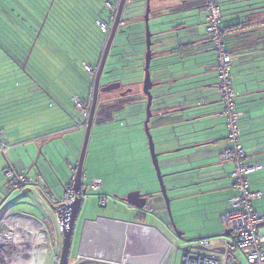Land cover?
<instances>
[{
  "label": "crops",
  "instance_id": "crops-1",
  "mask_svg": "<svg viewBox=\"0 0 264 264\" xmlns=\"http://www.w3.org/2000/svg\"><path fill=\"white\" fill-rule=\"evenodd\" d=\"M259 6L263 5L260 4ZM252 17V26L245 30L232 32L231 35L234 33L235 35H233L234 39H230V41L235 46L232 47L234 52V87L238 95V107L243 113L241 119L243 145L250 155L251 161L263 166L262 169L251 173L249 178L252 188L256 191L262 192V197L256 201V209L259 213L264 215V9H259V11H257ZM199 39L195 36H191L189 38H184L182 41ZM209 49H211V45L200 43L196 48V51L199 52L198 54L190 55V53L185 52L182 53V55H189V57L179 58V90H186L190 88V86L199 88L202 91L201 93H203L204 98L202 101L204 103L218 101L217 96H215L214 88V84L216 83L215 57L213 54L206 52ZM164 55L166 54H162L161 56ZM183 69L186 70L183 71ZM2 74L4 73L0 71V76H2ZM187 76L190 77L187 78ZM16 81H18L16 83L18 90H8V88L5 91H2V89L0 90L1 139L9 145L5 154L0 153V217L11 212L17 203H21L25 206L28 204L30 208L38 210L39 216L31 212L23 213L36 217L43 222L48 229H50V227H52V224L50 223L51 218L53 217L57 221L54 209L56 205L51 203L45 197L43 191L48 195L53 194V196L60 199L65 194L66 185L73 179L74 173L71 170V166H77L81 151L78 153L76 152V145L69 144L66 141L63 132L67 129H71L70 125L74 117H72L73 115L70 111L66 110L67 108L64 109L59 105L57 107L52 106L55 102L50 96L44 95V93L39 91H25L23 82L19 79ZM190 83H192V85H190ZM175 84L176 81L170 80L161 87H165L163 90L165 89V93L168 94L173 91ZM20 87L22 89H20ZM9 91L12 92L8 95ZM181 101L182 100L179 99V103ZM165 102V104H171L173 100L172 98L169 100L167 98ZM10 103L16 106L11 107L9 105ZM191 104L192 103L190 102L187 104L183 103V106L187 107ZM215 104L216 103L208 104L206 107L194 112L179 113V120L192 118L201 113L210 112L213 114V117H208L200 123H198V121L195 122L198 128L214 127L215 129L213 134L208 138H202V140H212L225 137L226 141L219 142L215 145L216 152L214 153L213 158L194 164H187L182 161V165L179 164V170L182 174H197V167L222 162L219 166L206 169V171L209 172L206 173V178H209V180L211 179L209 182H204L206 179L204 176H202V181L197 180L198 182L196 183L194 181L192 182L193 185L206 184L209 192L213 191L218 194L225 193V205L217 207L215 212H212L221 213L222 215L229 209V200L235 195L236 191L233 189L232 179L229 177L230 172L234 169V164L222 161V154L227 148H229L230 142L228 140L224 118L218 116L217 113L219 111H214L213 109V105ZM29 110L36 111V113L29 112L31 114L30 123L24 124L23 120L19 118V114L22 111L24 113ZM110 114L111 116L103 121L96 118L95 123L101 126L118 122L120 120L114 116L113 111L110 112ZM40 121L46 126L52 124L53 126L51 127H54V131L45 127L48 131L53 132L43 134L42 130L45 128L39 130L40 125H38V122ZM78 122L82 123V121ZM159 126L158 123V127ZM181 132L182 130L179 129V134ZM31 133H36V137L40 134L42 135L41 137H38L43 141L41 145L38 144V139H30ZM166 135L168 136L167 139L164 137L165 134H163L162 137V144L165 146L169 144L167 141H172L169 137L170 134L167 133ZM44 137L45 139H43ZM48 138H50V140ZM144 140V136L135 140L136 142L143 143L141 146L143 155H145L146 152ZM187 143V140L180 138L179 148L185 147ZM57 147L60 148V154L55 153V148ZM39 149L48 156L50 159L49 163L45 160L44 156H39ZM170 149L173 148L168 145L166 150H162L161 152L166 153L170 151ZM113 157V155L105 156L104 153L101 154V164L105 169L112 166L110 163L111 160L109 159ZM123 160L126 159L116 160L118 162L114 161L120 164ZM227 163L233 165L231 171L228 169L229 172H226L227 165H224ZM144 164L148 165V160H145ZM84 166L87 169L86 172L89 176H98L97 178L103 181V187L99 196L110 197V195H112L114 200L108 201L107 206H105L109 207V205H111L112 207L109 210L107 208L104 211H100L96 216H93L92 214L87 216L82 213L84 218L80 220L81 218L79 216L85 203L84 200L75 224L70 253V264H74L82 259H95L100 261H103V259L105 261V259H107L106 261L116 263L133 262L136 264H168L163 261L170 251V243L173 241L172 234H174L171 231L168 222H165L161 218L162 222L170 230L167 235L163 233L154 222L148 221V209H137L120 199L125 198L127 193L129 194L133 191H140L145 195H152V193L156 191L153 190L155 189L153 180H147L142 186H140L141 184L135 186L134 183V181L141 176H150L152 179L150 163L147 172L144 173L140 167L139 173L134 174H129L125 167L123 168V172H118L114 170L113 167V169L110 168L111 170L107 173H99L93 171L92 168L89 167V159L84 163ZM7 167H12L15 170H26L29 173V177L35 181V183L30 186L32 189L27 187L26 189L19 191L20 194L16 195L15 198L12 197L13 192L8 193L4 191L3 187L8 181L4 174V170ZM125 173L127 174L125 175ZM224 176L228 178L227 181H222L225 179ZM110 178H112V180H110ZM104 179L106 180L107 185H110L112 182L115 185L104 188ZM38 180H43L44 186H36V181ZM145 184L149 188L146 192L142 190L145 189ZM207 192V190L198 189L197 191L195 189L192 197H197L200 193ZM16 193H18V191H15L14 194ZM148 199L150 200L152 197L149 196ZM222 209L224 210L220 212ZM119 210L123 212L122 215ZM117 215H120L121 217L119 218ZM197 231H201L203 235H208L202 236L203 238L224 234V232L220 233L219 222L206 223ZM61 246L56 249L57 253H60Z\"/></svg>",
  "mask_w": 264,
  "mask_h": 264
},
{
  "label": "rangeland",
  "instance_id": "rangeland-1",
  "mask_svg": "<svg viewBox=\"0 0 264 264\" xmlns=\"http://www.w3.org/2000/svg\"><path fill=\"white\" fill-rule=\"evenodd\" d=\"M223 2L225 6V11L227 14V19H229L232 14L236 11H240L243 7L244 3L243 0H220ZM160 3L156 0H153L151 3L152 9L158 8ZM147 11V0H131L127 1L126 7L124 10L122 24L118 30L117 37L114 42V48L109 56L106 69L112 72H116L117 78L119 81L123 83H136L131 88L132 91L127 90V93L122 95L118 93L119 91L112 93L111 96L115 101L120 100V104L124 106L121 107L122 110L113 111L114 116L120 119L118 122H113L108 125H98L94 123L91 138L89 141L87 154H86V161L89 159V167L92 168L93 171L99 173H107L110 168L118 171L123 172V168L125 167L129 174L139 173L140 167L142 171L147 172V168L149 169L150 163V171L152 173V179L150 176H141L139 179L135 180V186L137 184L146 183L147 180H153L154 188L156 190L150 197L148 207L152 210L149 212V219L148 221L154 222L157 227L165 234H169V228L162 222L161 218L166 222L170 223V217L167 211V204L166 200L161 192V185L157 177V173L155 171V167L153 165V160L151 156L149 140L145 131V121L147 118V97L143 91V81H144V63H145V54L147 51V34H146V23L144 21V16ZM165 13V10L163 11ZM176 17L170 15V13H162L154 14L151 12L150 14V30L153 34L152 41L154 46H152L153 52H160L163 50H168L173 48L179 44L184 38L187 33L193 31L196 38L202 39L203 37L207 38L206 35V26L204 24L205 21V11L204 10H195L193 14L188 18L179 21L178 26L184 27L189 26L188 30L180 31V39L176 37V33L172 30L174 29L173 23L170 21L171 18ZM192 26V28H191ZM179 35V33H178ZM125 46L122 47V45ZM209 43V42H208ZM212 44V43H211ZM125 49V51L123 50ZM115 52H120V55L116 56ZM213 54V52H209ZM159 59V60H158ZM162 62H171L173 61L172 55H166L162 57L155 58L152 61L151 72H152V79L155 81L160 74V66L157 65ZM167 76L168 78L171 77L173 74V66L168 63L167 65ZM179 68V64L175 67ZM0 71L3 72L2 76H0V90L5 91L7 88L8 90H18V86L16 83L18 79L22 78L23 74L19 70H17L16 66L13 65L12 61L0 50ZM15 72V73H14ZM106 78L103 77V81ZM93 80V79H92ZM21 81V80H20ZM26 82V81H25ZM89 83L86 85L82 84L81 89L77 91L78 94L81 96H88L90 94ZM138 85V86H137ZM161 85H157L152 89V94L154 96L152 110L153 112H158V108L160 106L167 105L165 104L167 98H164L165 95V87H161ZM34 85H28L24 83L25 91H38ZM20 89H22L20 87ZM92 90V88H91ZM12 91L8 92V95ZM60 94H55L60 101L62 100L65 107L68 111L73 115V121L70 125L71 129L65 130L63 135L65 136L66 141L69 144L76 145V152H80L83 147L84 139H85V131L86 127L76 128L78 121H85L86 117L79 113L76 110L71 98V94L68 92L60 91ZM216 96V95H215ZM126 99V100H123ZM169 100V97H168ZM124 101L125 103H122ZM55 104L52 106L57 107L58 103L54 100ZM11 107L16 105L10 103ZM25 109V108H24ZM29 112H35L33 110L25 111L23 113L20 112L19 118H21L24 124L30 123L31 114ZM15 113V112H13ZM23 113V114H22ZM179 118V111L174 112ZM157 114V113H156ZM171 115V114H170ZM173 116L170 117L172 119ZM78 120V121H77ZM158 123L161 126L158 127ZM40 125L39 130L43 128H47L49 130L54 131V127L52 124H48V126L44 125L42 121L38 122ZM37 125V126H38ZM44 125V126H43ZM50 127V128H49ZM151 127V134L153 136V140L155 143L156 152L159 154V162L162 169V173L165 174V185L168 190V197L170 199V207L172 212L173 221L176 224L179 231L184 233V239H195L197 237L208 236L203 235L201 231H197L200 227L204 226L206 223L210 222H219L220 226V233L225 232V225L221 219V213H212L215 212L217 207H222L226 203L225 193H217V192H209L207 189L208 186L206 184L200 185H193V181L196 183L198 181H202V176H197V174H182L179 170V164L182 165V161L187 164H194L199 163L200 161H194L193 158L189 157L190 150H182L176 151L179 149V129L182 130V124L177 122L174 125L169 124L168 119H160L157 115H153L150 121ZM43 129V134H47L48 129ZM140 130V131H139ZM227 130V128H226ZM169 132H175V137L171 141H167V146L170 145L171 148L168 152H161L162 150H166L165 145L162 144L163 141V134H165V139L168 138L166 135ZM9 133V131H8ZM228 134V132H227ZM42 135H38L41 137ZM145 137V146L146 152L143 155V151L141 146L143 143L136 142L140 137ZM30 139H38V144H42V140L36 137V133H31ZM170 137V135H169ZM162 138V139H161ZM45 139V137L43 138ZM50 140V138H48ZM3 140V139H2ZM4 141V140H3ZM35 141V140H34ZM147 141V142H146ZM40 152V149L39 151ZM106 155H113V158L109 160L111 165L110 168L105 169V167L101 164V154ZM135 157V160H134ZM122 160L120 164L116 163V160ZM116 162H115V161ZM145 160H148V165L144 164ZM150 161V162H149ZM193 161V162H190ZM227 165L226 172H229L228 169L231 171L233 165L231 163L224 164ZM8 166V165H7ZM84 173L88 177V182H91L94 178L93 176H89L86 172V168L84 166ZM224 173V172H223ZM123 174V173H120ZM127 173H125L126 175ZM143 175V174H142ZM225 175V174H224ZM226 176V175H225ZM223 179L222 181H227L228 178ZM103 177V176H100ZM112 180V178H110ZM198 180V181H197ZM115 185L113 182L110 185H107L106 180L104 179V188L107 186ZM149 186V185H148ZM103 187V186H102ZM101 187V189H102ZM32 189V187H29ZM145 189H142L144 192L149 188L144 185ZM4 191L5 188L3 187ZM101 189L98 192H89V195L84 199L85 203L82 208V212L80 214V220L84 218L83 215H93L96 216L100 211H104L108 208V210L112 207H102L100 196ZM195 189L199 190H207V193H200L197 197H192ZM140 190V189H139ZM151 190V189H150ZM15 191L18 193L14 194ZM12 191V197L15 198L16 195H19L22 191L20 189ZM149 192V191H148ZM11 195V194H10ZM14 195V196H13ZM128 195V193H127ZM108 201H113L112 195L107 197ZM11 200V199H9ZM207 209V210H206ZM107 210V211H108ZM224 209L220 210L223 211ZM122 215V211L119 210ZM11 212H31L35 213V215L39 216L38 210L30 208L28 204L22 205L21 203H17ZM32 216V215H31ZM214 216V217H211ZM117 217H121L117 215ZM52 227H50V234H51V243L52 246H56L59 248L62 243V234L59 230L57 221L52 217L51 222ZM154 224V225H155ZM171 234V233H170ZM205 234V233H204ZM173 235V243L175 245V249L171 252V258L167 262L168 264H182L184 251L183 248L189 245L197 246L199 245L200 240L187 243L184 239L177 238L174 234ZM215 240V238H212ZM46 264H54V260L52 255H48V260Z\"/></svg>",
  "mask_w": 264,
  "mask_h": 264
},
{
  "label": "built area",
  "instance_id": "built-area-1",
  "mask_svg": "<svg viewBox=\"0 0 264 264\" xmlns=\"http://www.w3.org/2000/svg\"><path fill=\"white\" fill-rule=\"evenodd\" d=\"M204 2L206 33L214 43L217 52L216 88L221 102V109L217 115L225 120L230 142L229 148L222 154V161L234 164L229 177L232 179V187L236 192L229 200V209L221 215L222 222L230 234L215 237V240L201 239L199 245L192 246L185 251L182 264H264V215L256 209V201L262 197V192L252 188L249 178L251 173L262 169L263 166L251 161L243 145L241 126L243 113L238 107V95L234 88L232 57L223 43L221 27L223 6L220 0H204ZM116 13H112L113 17ZM98 23L104 32H109L113 25L112 22L109 27L103 20H99ZM85 69L87 74L94 79L97 69L88 64H85ZM71 100L76 110L86 117L85 121L77 123L76 128L86 127L90 115L89 100L79 95H73ZM1 136L2 132H0V153L5 154L9 145L1 139ZM71 170L74 173L73 179L66 185L62 198H56L53 194L48 195L43 191L45 197L56 206L70 204L81 197L85 199L89 192H98L103 186V181L99 178L88 182V177L83 172V185L78 191L74 181L77 166H71ZM4 174L8 179L4 186L8 193L18 189L24 190L35 183L24 169L15 170L7 167ZM39 185L44 186V181H36V186ZM100 201L102 207L107 205V197L100 196ZM59 215L55 211L62 234L63 228ZM174 247V243H170L168 255ZM56 249L55 244L52 246L48 227L36 217L22 212H8L0 217V264H37L39 258H42L40 264H46L49 254L52 255L54 264H59L61 251L57 253ZM106 262L108 264H136ZM163 262L165 263V260Z\"/></svg>",
  "mask_w": 264,
  "mask_h": 264
},
{
  "label": "trees",
  "instance_id": "trees-1",
  "mask_svg": "<svg viewBox=\"0 0 264 264\" xmlns=\"http://www.w3.org/2000/svg\"><path fill=\"white\" fill-rule=\"evenodd\" d=\"M119 2L120 0H0V50L13 62L17 70L22 72L23 76L19 80L23 82V85L27 82L28 85L36 86L35 88L39 92L50 96L64 109L66 107L63 101H60L55 95L60 94V91L68 92L71 96H81L77 91L79 88L81 89L82 84L86 85V83H89L90 94L86 97H81L90 100L94 79L92 80L87 74L85 64L92 66L94 69L98 68L109 33L102 30L98 21L103 20L110 27L115 20L112 13L117 12L116 8L118 9ZM252 2L253 8L256 9L249 13L248 19L241 17L238 13L239 11L234 12L227 19L226 16H230V14L226 13L225 6L221 2L223 6L221 24L223 43L232 57V73L234 54L232 47L235 46L230 39H234L233 35L235 33L232 35L231 33L251 27L252 16L259 9H264V0H254ZM260 4L263 6H259ZM242 9H246V6H243ZM45 18V25L37 37ZM192 32L187 33L185 38L191 37L194 34ZM200 43L211 45V49L206 52L212 51L215 57L216 83L214 88L215 95L220 101L216 88L218 77L217 52L214 43L207 35V38L181 41L179 42V47L175 46L168 50L157 52L159 54L163 52V54L172 55L173 58V61L168 62L173 66V74L170 78H168L166 73L168 63L160 60V63L157 64L160 66V74L157 79L163 80V85L170 80L176 81L173 91L162 95L164 98H172L173 102L165 105L171 107L170 109L177 106L184 107L183 103H188L182 99H180L182 101L179 103V68L175 67L179 64L181 58L189 57V55L183 56L182 53L198 54L199 52L196 51V48ZM124 46L125 42L122 47ZM32 47L33 50L28 58ZM123 50L125 51V49ZM159 54L158 57H162ZM115 55H120V52H115ZM185 70L183 69V71ZM111 73L114 74L113 78H117L116 72L111 71ZM189 77L187 76V78ZM123 84L127 87H132L136 83ZM117 103H120V100H117ZM122 103L125 102L122 101ZM124 105H120V108L117 109L122 110L121 107ZM165 109H168V113L172 112L169 108ZM158 110V112L154 111L153 113L160 119H168L169 124L172 125L179 122L175 120L177 117L170 119L169 116L168 118V113L166 116L160 117L161 108H158ZM159 125L161 126V124ZM169 134L173 140L175 132H169Z\"/></svg>",
  "mask_w": 264,
  "mask_h": 264
},
{
  "label": "water",
  "instance_id": "water-1",
  "mask_svg": "<svg viewBox=\"0 0 264 264\" xmlns=\"http://www.w3.org/2000/svg\"><path fill=\"white\" fill-rule=\"evenodd\" d=\"M252 1L254 0H243V3H244L243 6H246V9H242L238 12L241 15V17L248 19L249 13L251 11H254V9H256V8H253ZM126 3H127V0H120L119 2L115 20L113 22L111 30L108 33V38H107L105 47L102 52L101 60L97 68V73L93 80V89H92V94L90 98L91 99V111H90V115L87 121L85 139H84L83 147L80 153L79 161L77 164V171H76V175L74 179L75 187H76V190L78 191L82 188V185H83L82 174L84 172V163H85L89 141L91 138L92 128L95 123L100 92L109 93V92H112L113 90L120 88L123 85L121 81H117L114 83H110L108 85L101 86V82H102L103 75L105 73L106 65H107L111 50L114 46V42L117 37L118 30L122 24V18H123L124 10L126 7ZM195 5L196 6H194L192 11L201 10V9L204 10L205 2L204 0H202V2H199ZM152 10L153 9L151 7V0H147V11L144 16V21L146 23V34H147V37H146L147 38V51L145 54L144 81H143V91L147 97V118H146L144 125H145V131H146V134L149 140V146H150L151 156L153 160V165L155 167V171L157 173V177L161 185V192L166 200L167 211L170 217V223L172 227L175 229L174 235L179 239H184V233L178 230L176 224L173 221L171 207H170V199L168 197V190H167V187L164 181L166 175L162 173V169H161L160 162H159V154L156 152L155 143L153 140V136L151 134V127H150V121L154 115L153 110H152V104H153V99H154V96L152 94V89L155 86L159 85L153 81L152 72H151L152 61L155 58V53L152 50V46H154V43L152 41L153 34L150 30V25H149L150 14ZM186 12H188V10H184L180 12L179 17L176 16V17L171 18L170 20L174 24L173 25L174 29L172 31L177 34L176 37H179V39H180V31L189 29V26L178 28L179 21L188 19L192 15V14L187 15ZM170 15L174 16V14L172 13ZM45 22H46V18L44 19L42 23V26L39 30L37 37L41 33V30L43 29ZM177 47H179V44L177 45ZM32 50H33V47L31 48L29 52L28 58ZM190 84L192 85V83ZM129 91H132V89L130 88ZM201 92L202 91L196 87H190L186 90H179V99H182L184 102H190L192 104L187 107H179V109L174 110V112H177V111H179V113L194 112V111H197L198 109L206 107L208 104H214V103L220 102L218 100V101H213L210 103H204L202 101V99L204 98L203 93ZM208 117H213V114L210 112H206V113H201L200 115H197L192 118H186L184 120H179V123H181L183 126L182 132L179 134V139L183 138L187 140L188 143L185 147H181L177 149L176 151L190 150L189 157L193 158L194 161H197V160L204 161L206 159H210L214 157V153L216 152L215 145H217V143L219 142L226 141V138L222 137V138H215L212 140H207V139L202 140V138H208L211 134H213L215 132V129L214 127L198 128L195 122L198 121V123H200L202 120ZM60 152L61 151L59 147L55 148V153L60 154ZM41 155L44 156L45 160L48 163L50 162V159L48 158V156L44 154V152H42V150H40V153H39V156ZM190 162H193V161H190ZM220 163L222 164V162ZM220 163L211 164V165H203L201 167H197L196 173L198 176H204L206 178V175H207L206 173H209L206 171V169H209L214 166H219L221 165ZM210 180L209 178H206L204 182H209ZM148 197L149 195L142 194L140 191H133L129 193L125 198H120V199L123 202L136 207L137 209L143 210L147 206ZM83 202H84V198L81 197V198L76 199L74 202L70 204H60L54 207L55 211H57L60 214L59 217L61 219L62 228H63L62 246H61L59 264H70V253H71L72 241H73V236H74L75 224L77 222ZM228 234H230V231L225 230L223 235H228ZM219 236H222V235L213 236V237H205V238H215ZM205 238L201 237V238L184 239V240L187 243H191V242L198 241V240L205 239ZM191 247H192L191 245L186 246L183 248V251L185 252L189 250ZM106 260L107 259H105V261L104 259L103 261L95 260V259H83L81 262L77 264H107Z\"/></svg>",
  "mask_w": 264,
  "mask_h": 264
},
{
  "label": "flooded vegetation",
  "instance_id": "flooded-vegetation-1",
  "mask_svg": "<svg viewBox=\"0 0 264 264\" xmlns=\"http://www.w3.org/2000/svg\"><path fill=\"white\" fill-rule=\"evenodd\" d=\"M152 1L153 0H151V3H152ZM156 1H158L160 4L158 5V8L152 10V13H154V14L162 13V15H164L165 13H170V14L172 13V14H174V16H177V17H179V13L184 11V10H188V12H186L187 15L193 14L192 10H193L194 6H196L195 4L202 2V0H156ZM164 10H165V13L163 12ZM178 28H179V26H178ZM154 53H155V58H158L159 53H157V52H154ZM162 54H163V52H162ZM178 56H179V53H178ZM113 76H114V74L111 73V71L105 69V73H104L103 77L106 79H105V81H103V78H102L101 86L108 85L110 83H114V82L119 81L116 77L113 78ZM154 82L159 84V85L164 83V81L160 80V79H156ZM127 90H128V88L126 87V85L123 84L120 88L113 90L112 92H109V93L100 92L96 118H99V120L103 121L104 119L111 116L110 112H112L113 110H115L117 108H120L121 104L117 103L115 101V99H113L111 94L115 93L117 91H119L118 93L126 94ZM88 102L90 104V111H91V99ZM159 108H161V110H160L161 114L159 115L160 117L166 116V114L168 113V109H165V108H169V110L172 111V112H169L167 114L168 118H169V116L170 117L173 116L172 115L173 110L179 109V106L172 107V109H170L171 107H167V106H160ZM220 108H221L220 102L213 105L214 111H219ZM173 114L175 116L173 118H176L178 115L175 113H173ZM175 120L179 121V118H176ZM149 201L150 200L148 199L147 206L144 209H146V210L148 209L147 211L151 212L152 210L149 209V207H148ZM168 224H169L171 231L173 233H175V229L172 227L171 223L168 222ZM171 243H173V242L171 241ZM174 249H175V247H174ZM172 251H173V249H172ZM170 256H171V254L166 257L165 263H167L169 261V259L171 258ZM82 260H79L74 264H77V263L81 262Z\"/></svg>",
  "mask_w": 264,
  "mask_h": 264
},
{
  "label": "bare ground",
  "instance_id": "bare-ground-1",
  "mask_svg": "<svg viewBox=\"0 0 264 264\" xmlns=\"http://www.w3.org/2000/svg\"><path fill=\"white\" fill-rule=\"evenodd\" d=\"M41 261H42V258H39V261L37 262V264H40Z\"/></svg>",
  "mask_w": 264,
  "mask_h": 264
}]
</instances>
